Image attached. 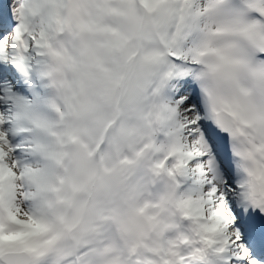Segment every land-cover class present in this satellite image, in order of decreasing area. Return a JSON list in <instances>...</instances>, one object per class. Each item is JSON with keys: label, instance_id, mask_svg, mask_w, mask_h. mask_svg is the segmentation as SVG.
Returning <instances> with one entry per match:
<instances>
[{"label": "snow or ice", "instance_id": "6c2138e0", "mask_svg": "<svg viewBox=\"0 0 264 264\" xmlns=\"http://www.w3.org/2000/svg\"><path fill=\"white\" fill-rule=\"evenodd\" d=\"M0 264H264V0H0Z\"/></svg>", "mask_w": 264, "mask_h": 264}]
</instances>
